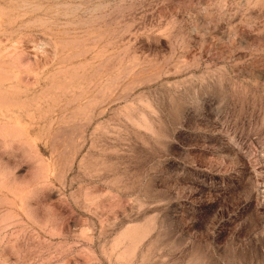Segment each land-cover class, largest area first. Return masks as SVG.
<instances>
[{
	"label": "rangeland",
	"instance_id": "1",
	"mask_svg": "<svg viewBox=\"0 0 264 264\" xmlns=\"http://www.w3.org/2000/svg\"><path fill=\"white\" fill-rule=\"evenodd\" d=\"M0 264H264V0H0Z\"/></svg>",
	"mask_w": 264,
	"mask_h": 264
}]
</instances>
